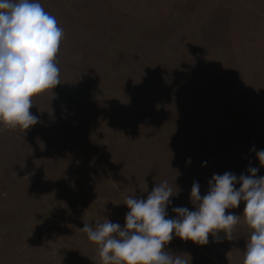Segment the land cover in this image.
<instances>
[{
  "label": "rangeland",
  "instance_id": "obj_1",
  "mask_svg": "<svg viewBox=\"0 0 264 264\" xmlns=\"http://www.w3.org/2000/svg\"><path fill=\"white\" fill-rule=\"evenodd\" d=\"M37 2L63 31L61 82L32 97L29 129L0 122V264H103L81 228L123 227L127 196L167 181L175 218L198 207L193 182L203 196L214 174L264 176V0ZM245 203L225 210L230 234L164 250L243 264Z\"/></svg>",
  "mask_w": 264,
  "mask_h": 264
},
{
  "label": "clouds",
  "instance_id": "obj_2",
  "mask_svg": "<svg viewBox=\"0 0 264 264\" xmlns=\"http://www.w3.org/2000/svg\"><path fill=\"white\" fill-rule=\"evenodd\" d=\"M62 35L56 18L37 0H0V122L6 127L25 130L38 122L29 111L32 97L61 82L54 61ZM256 156L264 166V150ZM247 171L248 175L239 177L231 172L214 174L203 196L199 183L193 182L190 200L198 202V207L194 211L175 207V218H168L166 211L174 193L163 181L146 199L126 197L123 203L129 211L123 227L106 219L94 226L85 223L81 230L99 245L103 264H190L165 251V245L174 235L205 245L209 233L230 234L239 215L225 210L244 201L243 215L252 231L243 264H264V176H256V167Z\"/></svg>",
  "mask_w": 264,
  "mask_h": 264
}]
</instances>
